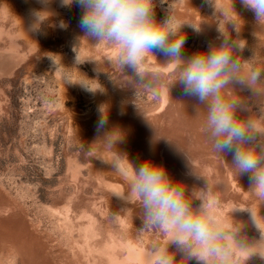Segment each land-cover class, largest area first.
<instances>
[{"label":"rangeland","instance_id":"1","mask_svg":"<svg viewBox=\"0 0 264 264\" xmlns=\"http://www.w3.org/2000/svg\"><path fill=\"white\" fill-rule=\"evenodd\" d=\"M154 2L157 20L171 10L200 27L183 29L185 59L219 44L221 28L247 42L234 53L243 60L242 74L264 68V23L240 0ZM40 8L39 0H0V264H151L148 252L153 245L166 247L167 237L158 230L141 234L140 206L114 195L127 189L104 161L113 158L108 145L118 139V151L135 165L149 159L162 165L173 181L187 186L189 197L206 191L217 200L225 227L239 222V238L259 241L248 211L234 209L250 207L264 216V202L250 191L248 175H236L231 155L213 151L204 131L205 109L197 112V102L174 83L180 66L165 63L159 53L147 55L142 69L155 85L146 88L130 70L110 63L113 46L82 38L77 4L51 0V18L37 34L29 26ZM60 20L66 30L57 26ZM232 21L240 26L238 34ZM74 47L84 61L79 65ZM51 56L61 59L58 70ZM68 74L97 80L92 83L100 89L90 93L66 84ZM256 88L258 96L250 90L239 94L248 99V115L264 127V81ZM102 108L105 131L112 133L107 138L96 129ZM247 255L237 249L239 264ZM245 264L264 259L257 254Z\"/></svg>","mask_w":264,"mask_h":264},{"label":"clouds","instance_id":"2","mask_svg":"<svg viewBox=\"0 0 264 264\" xmlns=\"http://www.w3.org/2000/svg\"><path fill=\"white\" fill-rule=\"evenodd\" d=\"M39 2L41 8L33 10L34 20L29 26V31L37 34L51 18V0ZM208 2L211 4L213 0ZM74 3L82 9L78 21L82 38L113 46L117 51L110 63L124 72L130 70L137 84L146 88L155 85V79H146L142 69V62L149 54L156 58L155 54L159 53L166 58L165 63L180 66L174 83L181 86L185 97L197 102V112L201 107L205 109L204 131L212 142L213 151L223 157L231 155L236 175H248L250 191L264 202V127L258 126L248 115V99L239 94L250 90L254 96L259 95L256 85L264 81V68H253L242 74L243 60L234 55L243 51L247 42L233 39L228 31L219 28V44L210 43L206 50L185 59L183 29L187 26L199 32L200 27L179 20L171 10L164 19L157 20L154 0H61V6ZM240 3L254 14L257 23H264V0H240ZM236 16L239 18L237 13ZM230 23L238 34L240 26L235 21ZM57 26L65 30L68 27L63 20ZM73 51L76 53L74 64L83 63L76 47ZM51 59L58 70L61 59L59 62L52 56ZM65 80L66 84L77 83L90 93L100 89L92 83L97 80L84 75L76 80L68 74ZM107 124V109L102 108L96 129L98 134L103 133V138L112 134L105 131ZM118 141L108 145L113 150V158L104 160L127 185L126 190L114 195L140 206L141 234L158 230L167 237L166 247L153 245L148 252L151 264H183L185 260H195L197 264H239L237 249L248 253L244 264L257 254L264 259V216L250 207L234 209L248 211L251 224L260 232L259 241L247 243L239 238L242 228L239 222L235 221L231 227L224 226L217 215V200L206 191L193 192L189 197L187 186L173 181L162 165L150 159L135 165L126 154L118 151Z\"/></svg>","mask_w":264,"mask_h":264}]
</instances>
